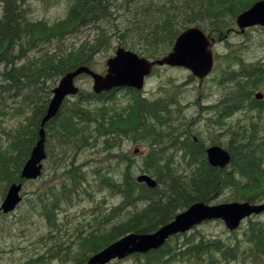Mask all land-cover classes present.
Masks as SVG:
<instances>
[{
  "label": "trees",
  "instance_id": "1",
  "mask_svg": "<svg viewBox=\"0 0 264 264\" xmlns=\"http://www.w3.org/2000/svg\"><path fill=\"white\" fill-rule=\"evenodd\" d=\"M257 1L0 0V117L10 114L8 99L17 100L15 115L23 114V104H29L31 112L22 115L25 123L14 130L0 121V204L11 185L28 182L21 179L22 170L39 141L52 90L63 76L81 66L92 69L95 57L115 45L157 59L190 27L214 40L226 37L236 18ZM63 4V16L47 17ZM239 59L229 61L241 63ZM226 70L223 79L231 85L227 103L236 101L244 108L245 93L252 94L264 80L262 65ZM180 102L173 94L145 98L133 89L100 95L81 89L64 102L45 126L44 173L49 168L59 182L36 189L18 207L25 205L21 219L37 216L44 222L46 235L39 239L44 247L17 264H87L128 233H154L196 202H264V103L251 98L250 108L259 118L252 112L246 114L253 116L250 122L227 126L231 162L220 169L208 164L202 142L198 147L180 146L190 137ZM129 142L148 147L147 154L131 157ZM175 148L182 155L173 152ZM141 173L156 179L158 187L139 184ZM23 193L25 200L28 195ZM111 197L117 203L108 209L106 200ZM72 198L73 203L103 199L106 206L86 221L90 228L79 226L68 234L59 212ZM127 260L264 264V219H248L229 237L199 233L172 238L157 251Z\"/></svg>",
  "mask_w": 264,
  "mask_h": 264
},
{
  "label": "rangeland",
  "instance_id": "2",
  "mask_svg": "<svg viewBox=\"0 0 264 264\" xmlns=\"http://www.w3.org/2000/svg\"><path fill=\"white\" fill-rule=\"evenodd\" d=\"M30 1L36 4L39 2V0ZM64 9V4L58 8H52L47 13V17L49 19L61 17L64 15ZM234 28L238 31H234L233 29L226 37L215 39L213 51L217 55V68L204 81L201 82L192 76L190 71L183 68L161 67L146 80L144 87V96L147 98H158L167 94H173L181 98L180 106L182 107L181 112L185 116L184 121L190 123L191 134L193 136L197 135L201 142L206 143V145L222 144V146L227 147L228 138L225 136L226 129L231 124V119L235 116V113L225 118V131L222 130L224 127H221L219 130L216 124L208 123L211 118L217 119L214 116L219 113L218 103L220 99L229 96L227 94L231 85H227L225 82L226 79H223L225 77V71H227L226 68L230 66L234 67V69H241L243 65L246 67L262 65V69L264 70V27H250L243 33L239 31L236 25H234ZM119 47V45H115L108 52L97 55L94 59L95 64L92 69L101 74L106 72L107 60L115 54ZM236 58H240L241 63L235 62L234 60L229 61L230 59ZM259 60L262 63H259ZM78 86L84 91H91L93 81L90 79V76L84 75V78L78 82ZM254 92L264 93V80ZM23 105L25 107L23 114L27 113V116L31 113L28 110L30 105ZM20 112V115H15L14 112L10 111V114L1 116L0 121L6 122L3 124V127L14 130L20 124H24L25 118H22V111ZM238 115L240 116V114ZM184 121L181 120L180 123L186 125ZM248 122L249 120L241 123L245 124ZM141 147L144 151L148 149V147L144 148L143 145L141 146L137 143H129L128 150L130 156H136L134 150H140ZM45 165L48 166V163H45ZM139 173L140 171L137 172V174ZM51 174L52 171H49L48 168L38 180L25 184L24 190L28 196H25L24 202L27 198H31L36 189L46 188L45 185L52 184L54 181H56L55 183L59 182ZM261 184L264 185V182ZM102 197L100 196V198ZM103 202V199L99 201L82 199L81 201L73 203L72 198L69 204H63V210L59 214L60 221L64 223V232L74 234L76 228L79 226H82L81 228H90L91 225L87 224L88 222L86 221L91 218L95 210H100V207L106 205L109 209L117 203L112 197L106 200V205H102ZM24 206H22V209ZM22 209L18 208L9 216L0 218V264H17L24 260L25 257L37 254L36 249H42L44 247L42 241L39 240L46 235L44 222L40 218L38 219L37 216H34V218L29 217L27 220L21 219ZM257 218L260 219V216ZM257 218H254V220L257 221ZM19 219L23 220L24 223H20ZM261 219H264V216ZM195 233H202L209 238L229 237L231 234L225 228L224 224H220L219 222L204 223L188 234ZM115 262L113 261L110 264H114ZM130 262L132 260L128 261L126 259L123 264H130Z\"/></svg>",
  "mask_w": 264,
  "mask_h": 264
},
{
  "label": "water",
  "instance_id": "3",
  "mask_svg": "<svg viewBox=\"0 0 264 264\" xmlns=\"http://www.w3.org/2000/svg\"><path fill=\"white\" fill-rule=\"evenodd\" d=\"M237 24L241 29L255 25L264 26V0L257 2L251 9L241 14L237 19ZM211 47L209 37L201 29L192 27L177 38L172 52L153 62L139 57L132 51L120 48L107 62L108 74L106 76L94 73L87 67H81L65 75L53 90V98L42 126L44 127L47 121L57 115L66 98L78 94L79 87L76 85V79L83 74H88L94 79L93 89L97 94L120 88L142 90L145 77L151 74L155 66L184 67L203 79L211 73L214 66ZM45 140V132L42 128L40 140L22 171L23 180H34L41 175L43 162L47 157ZM208 159L211 166L224 168L230 163L231 157L221 148L213 147L208 150ZM137 181L146 183L151 188L156 186V182L147 175L138 177ZM22 188V183L13 184L9 188L0 206V215L13 212L17 208L22 201ZM263 211L264 204L233 203L215 207H209L203 203L196 204L157 233L130 234L92 256L88 264H108L114 259H124L134 253H147L150 250L159 249L171 235L186 232L204 220L222 219L230 230H234L244 218Z\"/></svg>",
  "mask_w": 264,
  "mask_h": 264
},
{
  "label": "flooded vegetation",
  "instance_id": "4",
  "mask_svg": "<svg viewBox=\"0 0 264 264\" xmlns=\"http://www.w3.org/2000/svg\"><path fill=\"white\" fill-rule=\"evenodd\" d=\"M255 95H256V92L251 94L248 91L247 93H245V95L243 96V99H242L243 100L242 105H245V107H246V105L251 101V98L255 99ZM246 96L249 98H247ZM228 98H229V96H225V97L221 98L219 103H218L219 104V113L217 115L218 120H209V121H211L210 124H216V126L218 127L219 130L221 127H224L222 129L223 131H225V127H226V126H224L225 118H228V116H231L232 113H235V116L231 119L232 121L230 123L240 124L243 121L250 120L245 115L247 113V109L242 110L241 106H239L238 105L239 103H236V101H234L232 105H229L227 103ZM238 114H240V116ZM191 144H194V146H196V147H198V145H199L197 142H191Z\"/></svg>",
  "mask_w": 264,
  "mask_h": 264
},
{
  "label": "bare ground",
  "instance_id": "5",
  "mask_svg": "<svg viewBox=\"0 0 264 264\" xmlns=\"http://www.w3.org/2000/svg\"><path fill=\"white\" fill-rule=\"evenodd\" d=\"M81 67H86V66H81ZM81 67H79V68H81ZM79 68H77V69H79ZM89 70H91L92 72H96L95 70H93V69H91V68H89V67H87ZM77 69H75V70H77ZM74 70V71H75ZM83 75H88V74H83ZM88 76H90V75H88ZM91 77V76H90ZM65 102V101H64ZM64 102H63V104H64ZM63 104L61 105V107H60V109H59V111H58V113L60 112V110H61V108H62V106H63ZM47 110H48V108H47ZM58 113H57V115H58ZM46 115H47V112H46ZM46 115L43 117V119L46 117ZM56 115V116H57ZM55 116V117H56ZM55 117H53V118H55ZM53 118H51V119H53ZM43 119H42V123H43ZM50 119V120H51ZM49 120V121H50ZM49 121H47L46 122V124L44 125V127L42 126V123H41V130H42V128L44 129V132H45V139H46V129H45V126L47 125V123L49 122ZM40 130V131H41ZM39 135H40V132H39ZM39 140H40V138H39ZM46 141H47V139L45 140V153H46ZM137 150H139V149H137ZM31 155H32V152H31ZM31 155H30V157H29V159L31 158ZM224 168H226V167H224ZM221 169V168H220ZM152 177V176H151ZM152 180H154L155 182H156V186L155 187H149L146 183H145V185H147L149 188H151V189H155L157 186H158V184H157V181H156V179H154V178H151Z\"/></svg>",
  "mask_w": 264,
  "mask_h": 264
}]
</instances>
